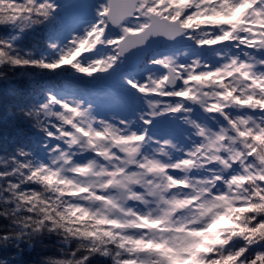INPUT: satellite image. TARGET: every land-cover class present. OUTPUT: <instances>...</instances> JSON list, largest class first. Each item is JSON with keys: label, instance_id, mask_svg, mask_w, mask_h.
<instances>
[{"label": "snow or ice", "instance_id": "snow-or-ice-1", "mask_svg": "<svg viewBox=\"0 0 264 264\" xmlns=\"http://www.w3.org/2000/svg\"><path fill=\"white\" fill-rule=\"evenodd\" d=\"M37 26L39 57L17 47ZM0 27V77L70 65L110 86L111 113L50 87L22 105L32 135L0 156V245L55 238L37 264H264V0H0ZM159 37L194 58L145 75Z\"/></svg>", "mask_w": 264, "mask_h": 264}, {"label": "trees", "instance_id": "trees-1", "mask_svg": "<svg viewBox=\"0 0 264 264\" xmlns=\"http://www.w3.org/2000/svg\"><path fill=\"white\" fill-rule=\"evenodd\" d=\"M100 3L102 0H91ZM117 33V32H116ZM115 33V34H116ZM7 34V30L0 27V36ZM186 42V41H185ZM184 42V43H185ZM174 44L164 43L155 50L150 51L143 64L137 70L152 69L149 61L164 54L162 49H170L175 57L181 61L191 58L192 48L189 43ZM17 47L25 52H32L35 56L48 55L50 49L46 38V31L37 26L34 30L27 31L19 38ZM218 47V46H217ZM187 54L185 56L184 54ZM205 56L211 55L205 52ZM67 73L59 70H36L19 69L8 71L6 76L0 77V156L12 153L18 146H26L28 137L32 135L30 125L23 111L22 105L30 100L34 94H42L46 88H54L69 94V97L87 95L94 98L98 103L107 102L110 98V86L108 84L89 83L91 77L78 73L71 66ZM93 75H98L94 73ZM110 102V100H108ZM59 249L55 238H45L42 244L32 248L21 245L19 249L15 246L0 245V259L6 260L8 264H37V261L44 255H54ZM92 264H112L110 258L97 256Z\"/></svg>", "mask_w": 264, "mask_h": 264}, {"label": "rangeland", "instance_id": "rangeland-1", "mask_svg": "<svg viewBox=\"0 0 264 264\" xmlns=\"http://www.w3.org/2000/svg\"><path fill=\"white\" fill-rule=\"evenodd\" d=\"M117 32V33H116ZM116 33V34H115ZM119 34V29L117 30V31H114V35H118ZM185 43H189V42H185ZM184 43V44H185ZM162 52L164 53V54H162V55H159V56H157V58H162L163 56H169V55H171V56H176L175 55V53L172 51V50H170V49H165V48H163L162 49ZM82 55H86V54H82ZM191 58H194V56H193V53H192V55H191ZM79 59V58H78ZM67 66H69V65H64V66H62V68H65V67H67ZM154 67V66H153ZM148 69V68H147ZM147 69H143V72H144V74L146 75L147 74ZM56 70H59V69H56ZM70 99H77V98H79V97H77V96H73V97H69ZM107 100V102H105V101H100V105H102L103 107H102V112H103V114L104 115H110L111 113L108 111V109H107V106H108V104H109V101L108 100H110V98L109 99H106Z\"/></svg>", "mask_w": 264, "mask_h": 264}, {"label": "water", "instance_id": "water-1", "mask_svg": "<svg viewBox=\"0 0 264 264\" xmlns=\"http://www.w3.org/2000/svg\"><path fill=\"white\" fill-rule=\"evenodd\" d=\"M116 30H118V28L114 29L113 32L116 31ZM162 43H173V42L169 41L167 37H159V38H157L156 43L152 46V48L148 52H146L144 54V56L142 57V59L140 60V62L136 65V68H138L144 62V60L146 58V55L151 50L158 48Z\"/></svg>", "mask_w": 264, "mask_h": 264}]
</instances>
